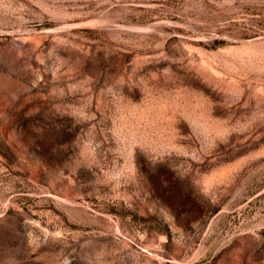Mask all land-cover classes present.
I'll return each instance as SVG.
<instances>
[{
    "label": "rangeland",
    "instance_id": "rangeland-1",
    "mask_svg": "<svg viewBox=\"0 0 264 264\" xmlns=\"http://www.w3.org/2000/svg\"><path fill=\"white\" fill-rule=\"evenodd\" d=\"M0 264H264V0H0Z\"/></svg>",
    "mask_w": 264,
    "mask_h": 264
}]
</instances>
